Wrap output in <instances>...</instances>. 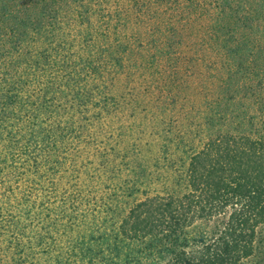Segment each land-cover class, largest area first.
I'll return each instance as SVG.
<instances>
[{
    "label": "trees",
    "instance_id": "obj_1",
    "mask_svg": "<svg viewBox=\"0 0 264 264\" xmlns=\"http://www.w3.org/2000/svg\"><path fill=\"white\" fill-rule=\"evenodd\" d=\"M133 137L162 188L120 202L89 170ZM263 230L264 0H0V264H264Z\"/></svg>",
    "mask_w": 264,
    "mask_h": 264
},
{
    "label": "rangeland",
    "instance_id": "obj_2",
    "mask_svg": "<svg viewBox=\"0 0 264 264\" xmlns=\"http://www.w3.org/2000/svg\"><path fill=\"white\" fill-rule=\"evenodd\" d=\"M148 126H150V122L147 121ZM149 130V129H148ZM163 134H166L163 132ZM169 135V134H167ZM126 146H129L130 149L132 147H138L139 149H136V153L141 154L136 161H134L135 163L131 165V167L129 169L124 168L121 163L123 164V162H121L120 159V155L117 153V151L119 149L124 150L126 148ZM104 151L106 154H112L111 156H106L105 158H103V156L101 157L103 152L99 153V156L97 158H94L93 161V166H91V169L89 170L90 172V177L93 178L92 181L89 180L88 178V182L87 184H90L96 188H100L102 183L106 182L105 186H110L113 188L114 191H117L118 195H119V201L120 202H124V200L126 199L123 196V192L121 190H119L118 188H122L125 187V185L129 186V184H126L125 182H127L128 180H132V175H134L135 173H132L135 171L136 173H139L141 171L146 172V174L148 175V177L150 178L152 176V174H154V182L151 181L150 179L147 183L146 186L142 187V191H149V189L151 188V190H161V182L159 183L158 179H157V174L156 173H162L159 170H156L154 168V163L149 162L145 157H149L151 154V150L152 148L149 147L147 145L144 144V142L142 143V141H139L137 137H133V139H126L124 143H122L119 139H114L113 141H108L106 140L105 142V146H103ZM129 149V150H130ZM144 151V152H142ZM104 154V155H106ZM122 166V167H121ZM118 174V175H117ZM152 180V179H151ZM104 186V187H105ZM88 187V186H87ZM108 188V187H107ZM104 189L105 192H107L108 194H110V191L108 189ZM123 189V188H122ZM139 192L135 198L138 200L143 199V193ZM134 198V199H135ZM141 198V199H140ZM127 200V199H126ZM128 201V200H127ZM131 202H133V199H130ZM38 223V222H37ZM61 224V221H60ZM60 232H63L62 228H59ZM38 232V233H37ZM39 232H41L40 230L37 231V229H35V234H39ZM264 233V230H263ZM37 236V235H36ZM57 236V234H55L54 232H52L50 234V252L49 254H47L46 256L44 255V253L38 255V251L39 248L34 250V254L37 255L36 260H41L37 261L40 264H54L55 258L57 259H61L63 263L66 262V260H68V249L67 248V242L68 240L66 238H62L61 235H59V239H61L62 243L57 242V244L55 245V247L53 246V241L52 238ZM264 237L261 236V238ZM37 248V247H36ZM56 250L55 252L52 250ZM35 249V248H34ZM57 252H59L58 254H56ZM34 259V258H33ZM56 259V260H57ZM6 260V259H5ZM76 262V260H75ZM4 264V263H3ZM75 264H82L79 262H76Z\"/></svg>",
    "mask_w": 264,
    "mask_h": 264
}]
</instances>
